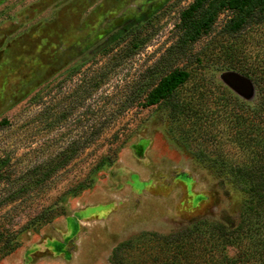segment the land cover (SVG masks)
I'll return each instance as SVG.
<instances>
[{
	"label": "rangeland",
	"instance_id": "rangeland-1",
	"mask_svg": "<svg viewBox=\"0 0 264 264\" xmlns=\"http://www.w3.org/2000/svg\"><path fill=\"white\" fill-rule=\"evenodd\" d=\"M192 1L0 0V264H111L147 232L239 217L245 194L212 161L244 157L232 118L258 106L264 21L229 35L224 13L158 68ZM174 67L190 73L180 120L145 105Z\"/></svg>",
	"mask_w": 264,
	"mask_h": 264
},
{
	"label": "trees",
	"instance_id": "trees-1",
	"mask_svg": "<svg viewBox=\"0 0 264 264\" xmlns=\"http://www.w3.org/2000/svg\"><path fill=\"white\" fill-rule=\"evenodd\" d=\"M224 13H228L225 31L236 35L250 24L264 21V0H193L181 11L175 26L176 39L163 54L158 68L189 55L193 45L213 30ZM139 34L136 28L124 37L127 49L130 45L139 48ZM189 78L185 68L170 69L148 91L145 105L171 104V117L180 120L191 108L175 101L174 96ZM252 81L258 92V106L253 108L252 116L244 112L234 113L232 118L236 123L233 136L239 140L244 157L236 162L224 156L212 161L245 194L239 217L228 215L215 221L198 218L168 234L147 232L137 240L131 238L117 244L111 264H264V69L253 72ZM110 161V157L103 158L98 168Z\"/></svg>",
	"mask_w": 264,
	"mask_h": 264
},
{
	"label": "water",
	"instance_id": "water-1",
	"mask_svg": "<svg viewBox=\"0 0 264 264\" xmlns=\"http://www.w3.org/2000/svg\"><path fill=\"white\" fill-rule=\"evenodd\" d=\"M228 80L232 85L243 92H247L251 86V80H249V78L237 74H232L229 76Z\"/></svg>",
	"mask_w": 264,
	"mask_h": 264
}]
</instances>
